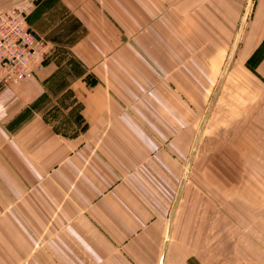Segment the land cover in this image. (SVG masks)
Listing matches in <instances>:
<instances>
[{
	"label": "crops",
	"instance_id": "obj_1",
	"mask_svg": "<svg viewBox=\"0 0 264 264\" xmlns=\"http://www.w3.org/2000/svg\"><path fill=\"white\" fill-rule=\"evenodd\" d=\"M1 1L10 4L3 10L6 12L17 2L31 0ZM30 3L36 7L27 19L30 30L53 47L70 49L72 58L79 57L83 63L75 60L72 69H79L78 77L60 93H55L53 87L58 69L51 63L37 71L33 79L0 86V264H50L55 258L49 260L44 255L39 239L58 234L66 240L72 237V229L97 231L99 241L84 237L86 249L90 242L103 246L105 251L108 246L123 248V254L109 255L117 264H191L188 244L181 252L182 241L173 242L168 236L169 227L164 225L162 215L149 213L146 207L149 204L145 196H150L147 191L157 199L161 196L168 200L169 196L155 180L156 163L163 166L155 159L156 149L151 142L140 136L136 107L110 91L101 79L86 80V69L92 62L79 53L85 49L93 53L85 43L89 33L102 39L91 27L95 23L108 39L118 36L112 33L111 22L123 28L124 22L137 26L141 21H171L175 20L172 15H179L187 20L189 32L208 39L215 49L213 53L226 50L227 40L238 39L236 58L244 74L240 79L242 116L264 118V0ZM80 6L84 7L83 13L76 10ZM153 11L163 17L154 18ZM91 43L97 47L96 42ZM99 45L101 53L106 54L111 47L105 40ZM83 64L85 69L80 72ZM103 68L108 69V65ZM68 90L73 106L80 105L81 118L80 131L70 137L61 135L53 125L57 103ZM107 230H119L122 235L125 230L135 238L108 239L103 235ZM149 235L151 239L147 240ZM68 243L75 244L71 238L66 240ZM174 247H179V254L174 253ZM93 255L83 250L85 260L114 264L104 261L107 258L102 256L107 253L95 258Z\"/></svg>",
	"mask_w": 264,
	"mask_h": 264
},
{
	"label": "rangeland",
	"instance_id": "obj_2",
	"mask_svg": "<svg viewBox=\"0 0 264 264\" xmlns=\"http://www.w3.org/2000/svg\"><path fill=\"white\" fill-rule=\"evenodd\" d=\"M22 2L34 0L15 4ZM9 6L0 0V11ZM76 10L83 13L84 7ZM152 16L163 17L155 11ZM172 17L175 20L141 21L137 26L124 22L123 28L111 22L112 33L118 36L108 39L103 28L92 25L103 37L87 30L90 36L85 43L93 53L86 49L79 53L92 62L86 80L101 79L110 91L136 107L140 136L151 142L155 159L163 166L156 163L155 180L169 196L157 199L142 189L150 195L145 196L146 207L162 215L168 236L173 242L182 241L181 252L188 244L191 264H264V121L260 120L264 118L242 116L240 79L244 74L236 58L238 39L227 40L226 50L213 53L208 39L188 31L187 20ZM100 40L111 45L107 54L101 53ZM72 57L70 49L54 47L47 61L58 69L55 93L78 77L79 69L72 67L75 60L82 61ZM106 65L108 69L103 68ZM71 95L68 90L62 96L53 114L55 129L68 137L81 129L80 105L73 106ZM71 233L73 245L66 244L70 238L64 240L58 234L39 239L44 255L55 258L50 264H100L83 259L84 249L96 254L93 258L107 253L104 261L114 264L115 258L109 255L123 254V248L108 246L105 251L91 242L86 249L84 237L99 241L95 229H72ZM103 235L125 241L135 238L125 230L123 235L119 230L103 231ZM174 248L179 254V247Z\"/></svg>",
	"mask_w": 264,
	"mask_h": 264
},
{
	"label": "built area",
	"instance_id": "obj_3",
	"mask_svg": "<svg viewBox=\"0 0 264 264\" xmlns=\"http://www.w3.org/2000/svg\"><path fill=\"white\" fill-rule=\"evenodd\" d=\"M33 9L32 3L22 2L0 13V86L33 79L54 53V47L28 27Z\"/></svg>",
	"mask_w": 264,
	"mask_h": 264
}]
</instances>
